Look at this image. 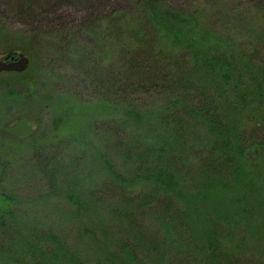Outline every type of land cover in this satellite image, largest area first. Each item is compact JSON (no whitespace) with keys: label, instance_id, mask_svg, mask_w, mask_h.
Returning a JSON list of instances; mask_svg holds the SVG:
<instances>
[{"label":"rangeland","instance_id":"obj_1","mask_svg":"<svg viewBox=\"0 0 264 264\" xmlns=\"http://www.w3.org/2000/svg\"><path fill=\"white\" fill-rule=\"evenodd\" d=\"M159 5L180 12L187 21L195 19L194 37L205 56L233 61L236 69L227 71V83L219 82L222 88L237 95L264 79V0H160ZM117 8H122L119 15ZM140 8L139 0H0V61L17 58L18 53L29 59L24 72L0 74V210L26 212L24 217L47 230L69 236L68 243L76 248L78 231L69 232L67 226L73 215L67 211V195L53 194L51 179L57 186H72L76 200L78 193L90 198L91 188L112 180V167L128 174L124 171L129 170V159L124 161L119 151L128 153L132 140L143 133L135 130L126 107L146 113L170 92L158 81L150 86L148 75L131 66L132 56L138 64L148 63L151 56L152 30L145 19L135 20ZM161 39L166 42L164 34ZM142 41L143 57L132 50ZM177 50L155 52L160 59L173 57L169 62L177 66L176 85L170 93L179 97L180 74L183 80L194 72L200 78L204 66L190 65ZM223 95L226 104L233 101L227 91ZM221 105L240 138L243 165L254 175L262 173L264 95L260 104L250 103L236 114ZM22 118L32 123V133L23 138L8 134L6 128ZM118 128L122 131L113 146ZM104 195L110 203L115 198L108 190Z\"/></svg>","mask_w":264,"mask_h":264},{"label":"trees","instance_id":"obj_2","mask_svg":"<svg viewBox=\"0 0 264 264\" xmlns=\"http://www.w3.org/2000/svg\"><path fill=\"white\" fill-rule=\"evenodd\" d=\"M139 1L134 19H145L152 30L151 56L146 64L132 56L131 66L148 75L150 86L158 81L163 91L171 92L177 66L169 62L173 57L160 59L155 51L173 53L180 48L190 65L204 66V76L197 78L194 72L183 80L180 74L182 95L169 92L162 104L148 107L146 113L126 107L135 130L143 133L132 140L128 153L119 151L124 161L129 159L130 172L123 175L112 167V180L91 188L93 198L78 193L73 200L72 186H57L51 179V192L67 195V211L73 214L67 226L69 232L78 231V248L68 243L69 236L8 207L6 213L0 210V264H264V170L254 175L243 165L240 138L221 105L236 114L250 103L260 104L264 79L237 95L222 88L219 82L227 83L229 70L236 68L229 57L204 55L194 37L195 19L187 21L171 7L163 8L160 0ZM166 43L171 46H163ZM144 44L135 42L133 53L142 56ZM209 77L213 80L208 82ZM226 91L233 97L228 104L221 100ZM121 131L117 129L113 146ZM48 174L54 177L53 171ZM107 190L115 196L112 203L105 198Z\"/></svg>","mask_w":264,"mask_h":264},{"label":"water","instance_id":"obj_3","mask_svg":"<svg viewBox=\"0 0 264 264\" xmlns=\"http://www.w3.org/2000/svg\"><path fill=\"white\" fill-rule=\"evenodd\" d=\"M29 59L23 53H19L16 59L11 61H0L1 72H17L22 73L26 70ZM6 132L13 136L26 137L31 134V123L26 119H20L14 125L6 128Z\"/></svg>","mask_w":264,"mask_h":264},{"label":"flooded vegetation","instance_id":"obj_4","mask_svg":"<svg viewBox=\"0 0 264 264\" xmlns=\"http://www.w3.org/2000/svg\"><path fill=\"white\" fill-rule=\"evenodd\" d=\"M12 59V58H11ZM11 59H9L10 61H11ZM9 60H7V61H9Z\"/></svg>","mask_w":264,"mask_h":264}]
</instances>
